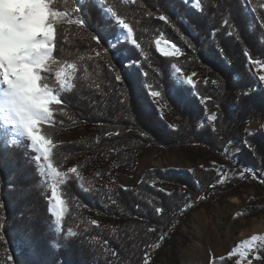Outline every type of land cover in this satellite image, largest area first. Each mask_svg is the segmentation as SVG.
Returning <instances> with one entry per match:
<instances>
[{"label":"trees","instance_id":"obj_1","mask_svg":"<svg viewBox=\"0 0 264 264\" xmlns=\"http://www.w3.org/2000/svg\"><path fill=\"white\" fill-rule=\"evenodd\" d=\"M35 1L41 8V28L43 0ZM78 3L87 27L63 20L56 25L58 63L46 81L58 88L54 72L66 63L76 65L73 89L64 97L67 114H58L56 125L46 124L42 130L58 145L53 164L62 172L76 166L79 179L73 173L71 183L57 182L67 209L57 233L47 203L52 178L37 172L32 153L15 132L0 127V235L5 237L0 240V264H142L145 251L151 255L162 242L161 235L164 242L158 254L151 255L153 261L184 264L178 248L179 239L185 242L180 227L212 191L218 177L213 162L228 176L254 169L264 189V87L248 65L252 60L264 66V0ZM75 5L76 0H53L62 12ZM109 7L133 27L141 47L117 44L124 49L121 54L110 50L97 60L96 51L104 52L118 38L119 27L105 11ZM160 15L169 22L160 21ZM92 34L100 38L99 48ZM158 38L175 44L181 54L165 57L157 52ZM112 64L122 76L119 82ZM172 66L199 80L193 86L177 83ZM151 91L161 92L174 127L162 119ZM245 92L249 95H242ZM209 96L211 100L201 103ZM214 110L218 119L206 121ZM253 119L261 125L248 133L246 126ZM78 131L79 137L62 140L64 134ZM154 146L188 153L191 160L201 158L203 167L193 166L192 172L148 168L138 183L122 186L119 177L137 171L138 155ZM188 203L191 207L181 212ZM156 206L164 207L162 216L155 214ZM258 212L253 209L248 215ZM68 228L77 232L76 238L65 239Z\"/></svg>","mask_w":264,"mask_h":264},{"label":"snow or ice","instance_id":"obj_2","mask_svg":"<svg viewBox=\"0 0 264 264\" xmlns=\"http://www.w3.org/2000/svg\"><path fill=\"white\" fill-rule=\"evenodd\" d=\"M98 2L103 5L105 0H98ZM132 2L133 0H128V3ZM43 5L45 17L41 28H30L28 26L27 10L21 12L15 7L7 10L0 7V24L3 25V29L0 31V127L5 130L11 129L15 132L18 139H22L28 151L32 153V160L36 164L37 172H46L52 178L51 196L47 200L49 204L48 211L54 217L55 231L60 233L67 209L65 201L57 191V182L60 185H64L66 181L71 183L69 175L73 173L77 174V179H79L78 168L72 166L66 172H62L53 164V152L58 145L42 129L46 124L55 126L57 123L55 117L58 114L60 116L67 114V101L64 97L73 89L72 79L76 65L66 63L54 72V79L58 88L50 86L46 81H49L53 76V69L56 68L58 63L55 57L58 44L56 25L60 24L62 20L68 24L78 25L81 28H85L87 25L84 22L78 0H76V5L71 8L70 12L56 10L53 6V0H43ZM196 7H200L198 2ZM105 11L114 18L116 25L126 34V38L123 42H120V37L117 38L115 42H111L113 46L105 48L104 52L96 51L94 58L99 60L110 50H113L115 55L121 54L124 51L123 47H116V45H123L124 42H130L135 49H139L141 46L134 36L133 27L125 19L121 18L117 12L113 11L111 7L106 8ZM73 14L76 15V19L70 18ZM158 19L166 23L169 22L168 17L165 15H160ZM48 28H50V32L45 31ZM90 39L95 42L97 48L102 44L96 34H92ZM165 43L167 44V41ZM155 46L157 52L162 53L165 57L178 56L181 52L175 44L171 45V50L161 47V39L155 41ZM247 55L250 54L246 53ZM255 62L260 63V61ZM110 67L115 74V80L121 81L122 76L116 65L112 64ZM176 72H180V69L177 68ZM258 81L264 82V75L259 76ZM184 82L190 86L194 84L191 77ZM212 83L215 84L217 82L212 81ZM160 95L161 92L159 91L150 92L151 97H159ZM242 95H249V92L242 93ZM209 100H211L210 96L204 97L201 103H206ZM57 108H59V112L56 111ZM206 119L215 122L218 119V114L213 113ZM107 135H112V133H107ZM141 135H144V133H141ZM41 160L43 163H40ZM213 168L217 171L218 177L211 187L214 188L218 184L223 185L228 182L229 177L223 167H216L215 162H213ZM187 171L192 172L193 169H187ZM249 172L253 174V179L257 178L254 169L239 171L238 178L244 179ZM97 175H100V173L98 172ZM158 191L164 190L158 189ZM169 195L171 194L169 193ZM203 198V196L198 197V199ZM116 202L115 199L112 200L113 204ZM2 206L0 204V207ZM189 207H191L190 203L185 204L180 211L183 212ZM164 211L163 206L154 207V212L157 216H162ZM90 223L98 226V222L95 220L90 221ZM155 230V228H149L148 232H154ZM76 237L77 232L73 231L72 228H68L65 239ZM164 238V235H161L159 240L163 241ZM4 239L5 237L0 235V240ZM258 240L264 241V236L253 235L250 239L243 241L242 245L233 247L227 253V256H221L219 260L213 258L211 264H226V261L233 258L242 246L244 250L239 251V255L241 257L249 256L251 251L256 248L255 242ZM53 246L59 247L58 244ZM159 246V244L155 245L157 248ZM255 258L258 259L259 256ZM142 264H151V255L147 251L144 253ZM236 264H241L240 260H237ZM249 264H251V258L249 259Z\"/></svg>","mask_w":264,"mask_h":264},{"label":"rangeland","instance_id":"obj_3","mask_svg":"<svg viewBox=\"0 0 264 264\" xmlns=\"http://www.w3.org/2000/svg\"><path fill=\"white\" fill-rule=\"evenodd\" d=\"M27 2L39 8L41 17L40 5L35 0H27ZM40 17L36 24L29 25V27L37 28ZM125 35L119 27L117 37L124 40ZM158 39H161V47L171 50L172 42L163 38ZM248 65H251L249 69L258 81V77L263 75L264 66L252 60L249 61ZM176 69L175 66H172L171 72L179 84L187 85L184 81L189 77L192 78L194 84L199 80V77L192 72L181 70L176 72ZM258 85L264 87V82L258 81ZM152 100L162 119L170 126H174L161 97H152ZM215 111L209 112L206 118ZM206 121L208 120L206 119ZM260 125V120L253 119L248 122L246 131L248 133L254 132ZM80 135L81 131L64 134L62 140H73ZM188 155V153L173 152L163 147L154 146L138 155L137 171L131 175L120 176L119 181L122 186L131 187L140 181L143 172L148 168L191 169L193 166L203 164V159L191 160ZM228 177L229 180L225 184L212 187L210 194L203 199L204 205L192 211L189 220L182 223L180 232L185 242L181 243L182 241L179 239L178 248L184 264H210L213 258L227 256L233 247L242 245L243 241L250 239L253 235L264 236V189L260 187L257 178L253 179V175L244 179H239L238 174ZM253 209L259 212L249 216L248 212H252ZM163 242L159 243L158 248L155 247L152 250V256L158 254ZM255 244L256 248L251 251L249 256L244 257L239 255V251L244 250L242 246L237 254L230 259V264H236L237 260H240L241 264H249L250 258L251 264H264V241L258 240ZM164 252L167 253L168 249H164ZM257 256H259L258 259L255 258ZM162 261L163 258L160 262H154L151 257V264H162Z\"/></svg>","mask_w":264,"mask_h":264},{"label":"bare ground","instance_id":"obj_4","mask_svg":"<svg viewBox=\"0 0 264 264\" xmlns=\"http://www.w3.org/2000/svg\"><path fill=\"white\" fill-rule=\"evenodd\" d=\"M6 3L12 5L21 12L27 10L28 26L36 24V21L40 17L39 8L36 5L29 4L27 0H0V7H2ZM2 29L3 25L0 24V31H2Z\"/></svg>","mask_w":264,"mask_h":264},{"label":"clouds","instance_id":"obj_5","mask_svg":"<svg viewBox=\"0 0 264 264\" xmlns=\"http://www.w3.org/2000/svg\"><path fill=\"white\" fill-rule=\"evenodd\" d=\"M5 10H7V9H9V8H11V7H13L12 5H10V4H4L3 6H2ZM45 31H49L50 32V28H48V29H45ZM35 47V46H34Z\"/></svg>","mask_w":264,"mask_h":264}]
</instances>
